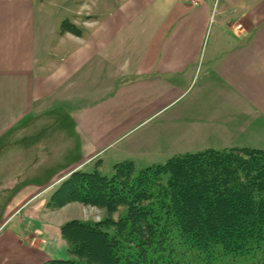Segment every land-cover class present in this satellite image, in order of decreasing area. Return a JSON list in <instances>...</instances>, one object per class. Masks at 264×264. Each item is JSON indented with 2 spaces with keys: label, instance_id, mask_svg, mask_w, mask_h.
I'll list each match as a JSON object with an SVG mask.
<instances>
[{
  "label": "crops",
  "instance_id": "0c3cea01",
  "mask_svg": "<svg viewBox=\"0 0 264 264\" xmlns=\"http://www.w3.org/2000/svg\"><path fill=\"white\" fill-rule=\"evenodd\" d=\"M69 1L0 0V264L68 257L57 215L78 203L46 202L76 170L259 149L194 144L264 129V0H120L102 20Z\"/></svg>",
  "mask_w": 264,
  "mask_h": 264
},
{
  "label": "trees",
  "instance_id": "16d2710c",
  "mask_svg": "<svg viewBox=\"0 0 264 264\" xmlns=\"http://www.w3.org/2000/svg\"><path fill=\"white\" fill-rule=\"evenodd\" d=\"M61 31L79 29L64 21ZM71 203L107 216L65 222L68 257L41 264H264V150L207 149L136 173L123 161L110 177L97 166L76 170L46 208ZM121 207L125 213L112 220Z\"/></svg>",
  "mask_w": 264,
  "mask_h": 264
},
{
  "label": "rangeland",
  "instance_id": "374dc122",
  "mask_svg": "<svg viewBox=\"0 0 264 264\" xmlns=\"http://www.w3.org/2000/svg\"><path fill=\"white\" fill-rule=\"evenodd\" d=\"M75 1L80 2L82 0H75ZM163 1L164 0H156V2L152 4L151 8H149L147 12L153 11L154 9L156 10L159 8H161L162 10H164L165 8H168L169 6L168 2L170 0H166L167 4L165 5L163 4ZM53 2L56 5L60 4L62 8L68 7V6L71 7L69 0H53ZM83 2L87 3L89 8L91 9V13L100 20L104 19L106 16L115 14L114 12L116 8L120 6V0H83ZM59 14L61 17L64 16V13L62 11H60ZM236 125H237L236 133L234 132L230 134L228 133L205 134V137L203 138V140L197 141L196 142L197 144H194V145L195 146L202 145V144L208 145L212 143H217L218 145V144L223 143L222 140L224 138L225 142L231 141V144L235 143L234 144L235 146L249 145L251 147L254 146V147H258L259 149L264 150V129L262 128L261 124H259V121L255 123V128H250L249 130L245 132L240 131L241 123L239 121L237 122ZM191 149L193 148H190L188 151H194ZM190 153H193V152H190ZM163 163L165 162H162V164ZM155 165H158V164H155ZM149 166H152V165H148V164L145 165V164L138 163L136 166H134V171L136 173ZM112 172H113V166L111 164L109 165L107 164L106 166H104L101 171L103 175L108 176V177L112 175ZM168 177H169L168 175L160 176V182L164 184L166 180L168 179ZM79 204L80 203L74 204L73 207L66 209L63 212L62 211L59 212L57 216L61 217L62 219L67 220L66 222L71 221V220L99 222V221H103V219L106 218L107 216L105 211L98 207L85 206V205H82V204L79 205ZM125 210H126L125 207L119 208L118 212L111 216L112 220L117 221L119 218V215L124 214Z\"/></svg>",
  "mask_w": 264,
  "mask_h": 264
},
{
  "label": "built area",
  "instance_id": "2783aa9c",
  "mask_svg": "<svg viewBox=\"0 0 264 264\" xmlns=\"http://www.w3.org/2000/svg\"><path fill=\"white\" fill-rule=\"evenodd\" d=\"M193 4H198L200 3L202 0H190Z\"/></svg>",
  "mask_w": 264,
  "mask_h": 264
}]
</instances>
